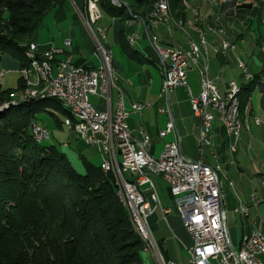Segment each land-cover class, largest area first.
<instances>
[{
    "label": "trees",
    "instance_id": "trees-1",
    "mask_svg": "<svg viewBox=\"0 0 264 264\" xmlns=\"http://www.w3.org/2000/svg\"><path fill=\"white\" fill-rule=\"evenodd\" d=\"M166 1L171 15L184 21L190 0H98L104 16L117 19L123 51L141 61L127 44L125 23L152 16ZM59 0H0V64L4 56L27 67L29 46L43 20ZM88 19V18H87ZM93 25V24H92ZM16 90L0 85V264H147L144 245L118 196L112 173L83 160L79 173L55 145L35 140L33 125L42 113L59 111L70 117L56 98L15 100ZM260 77L242 86L244 114Z\"/></svg>",
    "mask_w": 264,
    "mask_h": 264
},
{
    "label": "built area",
    "instance_id": "built-area-1",
    "mask_svg": "<svg viewBox=\"0 0 264 264\" xmlns=\"http://www.w3.org/2000/svg\"><path fill=\"white\" fill-rule=\"evenodd\" d=\"M118 1V0H115ZM216 6H224L232 3L235 7L256 8L264 4V0H209ZM187 5V2L185 3ZM85 18H92L93 24L103 19V13L96 0H85ZM154 26L167 22L171 16H166L163 9V1L155 5ZM196 15V14H195ZM264 22V20H263ZM92 34V29H89ZM101 40H105L106 31L98 30ZM94 35V34H93ZM225 42V51L235 50L234 45ZM189 47L196 50V61L185 58V50L175 51L154 46L164 71L167 86H162L164 96L177 87L187 88L186 74L192 64L202 63L201 67V93L197 97L191 96L190 103L195 116L200 122L199 153L197 161L186 159L180 150V139L169 109L160 108V114L169 117L164 129V138L173 134L174 139L165 144L159 158L151 154V140L142 131V137H135L129 127L128 119L132 113L141 112L150 107L149 104L132 105L130 110L124 106V93L118 87L117 76L113 65L112 52L96 39V52L101 60L99 67L90 68L76 65L70 51L72 42L68 38L62 48L50 47L46 49L45 63L49 67H59L60 81L52 95H59L63 101H69L70 106L84 114L85 127L76 128L68 119L70 132L88 146L98 149L100 155L105 158L106 154H114L117 164V182L120 184L121 195H126L132 209L137 213L142 231L149 234L151 252H158L157 264H177L165 261L162 252L156 243L150 225L149 218L157 211L163 215L170 213L169 209L161 207L159 197L154 189L152 176H161L168 184L170 193L174 198L175 206L181 216L183 226L192 239V244L186 248L189 259L186 264H264V220L260 221V234L252 233L248 252H243V258L234 255L232 243L227 228V213L224 208L223 192L218 183L217 175L213 169V162H217L214 143L213 116L206 114V103H214L215 112H221L223 100L232 89L231 82L223 94H220L209 75L208 55L209 50L203 42L191 41ZM28 50L39 51V47H31ZM264 55V42L261 46ZM241 63V62H240ZM239 63V64H240ZM21 78L25 83L30 82L29 73L20 68ZM48 75V72H45ZM249 75V74H248ZM118 90V102L115 111L112 110V90ZM102 98L108 110H99L91 101L90 97ZM37 97H28L27 100H36ZM229 118V115H226ZM243 117V115H242ZM257 124L259 121L256 120ZM35 135L42 139L43 127L33 125ZM237 140L233 145L237 148ZM208 151L209 158L205 157ZM148 187L149 194L141 189ZM257 202V201H252ZM244 210L249 217V207L238 206L233 210Z\"/></svg>",
    "mask_w": 264,
    "mask_h": 264
},
{
    "label": "crops",
    "instance_id": "crops-1",
    "mask_svg": "<svg viewBox=\"0 0 264 264\" xmlns=\"http://www.w3.org/2000/svg\"><path fill=\"white\" fill-rule=\"evenodd\" d=\"M115 6H120V1L111 0ZM186 5V4H185ZM185 11V30L180 28L174 19L169 22L160 23L154 26L153 15L145 19L134 18L132 21L125 23L123 29L125 31L126 41L130 50L138 53L141 61L130 58L122 49L118 39L119 23L117 19L107 18L92 25V32L86 25L87 18L85 15V0H59L55 9L47 14L43 20L48 18L47 32L42 33L40 30L34 37L33 43L39 47V52H43L50 47L62 48L66 39L72 42L70 56L76 65H81L90 68L99 67L101 60L96 52V39L105 45L113 55V65L117 76L118 87L124 93V106L130 110L135 103H146L150 107L142 109L141 112L132 113L128 119V127L131 133L137 137H142V131L151 140V154L155 158L160 155L166 143L174 139V135H168L165 138H160L159 133L165 129L166 123L169 120L167 114H160L159 109L154 107L149 99L157 98V94L161 93L163 76L160 69L161 61L154 50V46H159L165 49L180 51L189 50L191 41L199 43L200 35L194 30L201 28L207 48H220L222 41L226 40L231 45H234L235 50L225 52V55H217L212 50H209L208 66L209 75L214 81L217 90L223 94L229 82H235L238 87L246 85L255 77H260L264 82V55L261 53V46L264 42V4H259L256 8L252 7H235L232 3H228L222 7L213 5L209 0H190L187 2ZM196 14V15H195ZM52 20L57 26V32L51 31ZM191 25H194L192 28ZM106 31L105 40H101L98 30ZM199 35V36H198ZM133 38L132 43H128L129 38ZM201 42V40H200ZM120 54L117 56V54ZM120 57V58H119ZM6 56L2 58L5 61ZM242 63L247 74L251 77L247 80L239 63ZM199 67V68H196ZM202 63L192 65L187 71L186 82L187 88L177 87L169 92L168 106L172 119L174 121L176 132L180 139V150L182 155L191 161H197L200 158L199 140H200V122L199 119L191 112L190 106L186 103H177L180 95L183 93H191V96L197 97L201 93V84L198 87L194 84V72L200 70ZM239 72V77H235V71ZM158 71L160 74L157 75ZM190 76V82L188 81ZM200 78V77H199ZM201 80V78H200ZM255 94H258V110L255 109L254 103ZM96 98L98 102H91L101 111L108 110L105 101L102 98ZM176 98V102L174 99ZM118 102V90H112V110L115 111V106ZM160 103V102H159ZM167 103V102H166ZM167 106V108H168ZM165 108L166 107H160ZM156 109V110H155ZM256 120L259 121L257 124ZM254 121L256 126L264 123V101L263 92L257 89L252 95L251 101L243 114V129L247 123ZM246 130V129H245ZM224 133L221 126L214 128V143L216 153H220V160L225 161V148L229 145L228 140L224 136H218V132ZM240 133L237 144L243 146L242 136L244 131ZM238 149L234 153L238 156ZM205 157L209 158L208 151H205ZM219 162V155H218ZM257 178L260 182H264V170L257 168ZM151 180L154 189L159 197L161 207L169 209L170 213L163 215L160 211L155 212L149 218V225L153 237L158 244L165 261H170L177 264H186L188 262V254L186 248L192 244V239L183 226L181 216L175 206L174 198L170 193L167 182L161 176H152ZM143 192L149 194L148 187L141 188ZM223 192V190H222ZM224 198V208L226 210V199ZM262 203V201H261ZM232 209L231 206H229ZM247 218V217H246ZM243 235L249 234L252 231L260 230L253 229L251 224L243 219ZM173 249V250H172ZM174 250H180L186 253L185 260L176 259ZM147 256L152 263L156 264L150 254Z\"/></svg>",
    "mask_w": 264,
    "mask_h": 264
},
{
    "label": "rangeland",
    "instance_id": "rangeland-1",
    "mask_svg": "<svg viewBox=\"0 0 264 264\" xmlns=\"http://www.w3.org/2000/svg\"><path fill=\"white\" fill-rule=\"evenodd\" d=\"M186 8H190V6H186ZM104 17L107 20L108 17ZM172 19H174V21L180 28H182L183 30L186 29L185 21L176 19L175 17H173V15H171V19H169L167 22L171 21ZM45 23L46 24L40 31L50 36L46 28V25L48 24V18L45 20ZM50 25L51 31L53 33H56L58 28L55 25L54 20H52V24ZM191 26L192 28L194 27V25ZM194 30L197 34L199 30L205 33L204 30L198 27H194ZM119 55L120 54L118 53L117 56ZM5 59L6 60L2 61L0 64V85L2 86V89L5 90H16L21 79V75L19 72L20 64L17 60L13 59L10 56H6ZM198 72H194L193 75L195 77L194 84L199 87L201 84V80L199 78L200 76ZM156 73L160 77L159 72L157 71ZM235 77H239V72L237 70L235 71ZM189 79L190 76H188V81L190 82ZM32 80L35 83H38V79L36 77L33 76ZM240 88H242V86ZM46 89L47 86H42L38 90L40 93H45ZM20 93H16L14 99H20ZM255 98L257 100H255L254 107L256 110H258V94H255ZM90 100L94 103L98 102L96 98H90ZM149 102L152 103L157 109H160V107H166L167 109V97H161V93L159 94V96L157 94V98L151 97L149 99ZM174 102H176V98L174 99ZM177 103H182L183 105L187 103L190 106L192 114L195 116L187 91L186 93L180 95V99H177ZM135 104L144 105L146 103ZM51 113L53 114V116L49 113H42L37 116V120L35 121L36 124L46 129L49 135L48 139L42 140L41 143L46 145H55L60 152L64 153L67 156L73 167L81 174L84 173V159L89 161L94 166H100L103 161V157L98 152V149L96 147L86 145L76 136L75 133L68 130L67 126L65 125V121L67 119L65 115L55 110ZM218 125L220 126L218 121H214V128ZM245 129H243L245 133L244 138L242 136V140H244L243 146L240 147V144L237 146V149L239 150L238 156L235 154L232 155V153L230 154L227 146L225 148V151L227 153L225 161L220 160V154H222L223 152L221 151L220 153H218L219 164L221 166L219 178L223 194L228 204L226 205L227 228L229 231L230 239L234 244V249L237 252L239 251V243L243 236V219H246L251 224L253 229L260 228L258 223L264 220V182H260V180L256 176L257 173H255L257 168H262L264 170V123H261V125L258 127L256 126V123L252 121V123L246 124ZM217 135H221V139L224 138L220 131ZM162 152L160 153V155H157L156 158H159ZM253 197H255L256 200L260 201L258 205H256L255 202H252ZM240 205L249 207V217L247 216V218H242L238 214L233 215V210ZM229 206H231L232 209H230ZM174 252L176 259H186V253H183L180 250H174ZM147 254L149 253L145 252L142 254L144 261L147 264H154L147 256ZM262 259L264 260V256L262 257Z\"/></svg>",
    "mask_w": 264,
    "mask_h": 264
},
{
    "label": "bare ground",
    "instance_id": "bare-ground-1",
    "mask_svg": "<svg viewBox=\"0 0 264 264\" xmlns=\"http://www.w3.org/2000/svg\"><path fill=\"white\" fill-rule=\"evenodd\" d=\"M212 3L216 5L215 2ZM96 4L98 5V0H96ZM163 9L166 16H171L169 6L166 1H163ZM92 24H93L92 18H88L86 21V25L89 29H92ZM198 32L200 35L201 42H203L205 47L207 48L203 33L200 31ZM132 41H133L132 37L128 39V43H132ZM31 47H36V46L30 45L29 48ZM224 51H225L224 41H222L220 48L214 47L212 50V52H214L217 55L224 54L225 53ZM44 53H46V50L43 52L32 51V50L27 51L30 64L22 69H25L29 73L30 82L25 83L26 89L20 93L19 95L20 99L17 100H27L28 97L56 98L63 104L64 108L68 111L70 115V117L67 118L65 121V125L67 126L68 130L70 131V125L68 124V119L71 121V124H73L76 128L85 127L84 114L80 113L79 110L70 106L69 101H63L59 97V95L49 94V92H54L57 89L58 83L60 81V73H59V67H49V63H45ZM185 58L188 59L189 61H196V50L194 47H190L188 51H185ZM192 65H197V64H192ZM239 65L243 70L246 79L250 80L251 77L247 74L245 66L242 63H240ZM45 72H48V75H46ZM161 73L163 76L162 86H167L166 74L164 73V71H161ZM33 76L38 79V83H35L32 80ZM42 86H47L45 93H40L38 90ZM231 87L232 89L228 92V95H226L225 99L223 100V105L221 106V112H215L214 103H206V114H208V116H213V122L216 120L218 121V123L222 128L224 136L229 142L228 150L234 153L236 151V148H234L233 145L236 143V140L237 142L239 140L240 133L243 128V117L240 112V101H239V94L241 92V88H239L238 85L233 81L231 82ZM161 96H164V89L161 90ZM226 115H229V118H227ZM37 127H41V126L37 124ZM32 132L35 137V140L38 142H41L44 139H48L49 137L47 131L43 132L42 139L39 136L35 135L34 129L32 130ZM159 137L164 138V130L159 133ZM215 156L217 157V162L213 163V169L217 175L218 183L221 185L219 178V172L221 171V166L218 162V154L216 153V151H215ZM100 167L104 173L113 174L118 187L119 199L122 202L123 206L128 211L134 229L143 242L144 252L149 253L153 259H158V252H151L149 234L142 231L137 213L134 209H132L128 197L126 195H121L120 193V184H118L117 182V164L116 161L114 160V154H106V161L105 158H103ZM252 199L253 201H257L255 202L256 205L260 203V201L256 200L255 197H253ZM236 214H238L242 218H246L248 216V214L244 210H237ZM252 233L260 234V230L252 231L249 234H245L242 236V239L239 243V251L237 252L234 249V255L236 258H243V252H248L249 243L252 240Z\"/></svg>",
    "mask_w": 264,
    "mask_h": 264
},
{
    "label": "water",
    "instance_id": "water-1",
    "mask_svg": "<svg viewBox=\"0 0 264 264\" xmlns=\"http://www.w3.org/2000/svg\"><path fill=\"white\" fill-rule=\"evenodd\" d=\"M120 1V0H119ZM5 108H3V109H0V111H2V110H4ZM168 109H169V112H170V107L168 106ZM171 113V112H170ZM172 116V115H171Z\"/></svg>",
    "mask_w": 264,
    "mask_h": 264
}]
</instances>
